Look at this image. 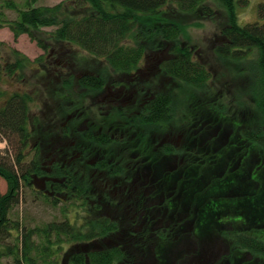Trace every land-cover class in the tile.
<instances>
[{
  "label": "trees",
  "instance_id": "obj_1",
  "mask_svg": "<svg viewBox=\"0 0 264 264\" xmlns=\"http://www.w3.org/2000/svg\"><path fill=\"white\" fill-rule=\"evenodd\" d=\"M38 1L26 0L27 5L18 9L13 0H5L2 7L15 12V19L7 18L4 11H0V28H8L15 41L26 35L49 56L43 61L42 57L31 61L18 50L0 42V48L9 51L7 58L14 59L10 62L5 60L6 66L0 67V83L8 78L12 83L26 84L24 71L28 64L36 63L41 68L37 70V75H33L34 80H40L38 85L44 94L42 100L41 92L35 91L33 96L38 98L35 100L34 93L30 91L5 94L0 90V97H8L5 105L0 106V132L4 137H17L21 146L30 145L33 150L29 163H25L27 155L21 151L15 154L14 160L0 156V178L7 186L6 193L0 195V264L5 258H11L12 264H141L142 256L137 250L144 251L143 246L140 248L134 244L133 239L139 235L144 238L145 233L147 240L153 236L161 241L158 251L154 250L150 256L159 258L161 262L170 259V255L163 254L172 247L169 242H163L168 234L150 228L131 233L123 230V219L128 210L131 212L129 206L139 207L142 200L113 198L103 190L96 194L91 171L83 178L77 173L79 165L76 166V161L64 164L55 160L57 163L52 167L51 176L56 181L47 183L45 190L33 189L37 180L47 175L48 169L41 162L42 157L49 151L58 154L61 150L56 146L57 133L68 143L71 139L81 142L82 149L89 153V160H93L98 153L103 154L100 166L112 182L117 180L114 178L128 177L122 169L123 162L127 161V149L124 147L129 149V143L136 145L134 137L139 141L136 148L141 146L150 160H155L157 156L146 147V141L150 144L156 138L152 132L162 135L160 133L168 131L172 123L182 120L174 96L175 89L179 88L192 97L197 95L187 106L190 133L185 135V141L182 139L186 144L182 147V158L176 157L182 148L179 150L169 143L163 145L162 153L158 154L178 164L188 163L189 157L196 156L198 164L206 157L208 162L210 158L216 161L217 165L206 171L202 165L197 167L206 172L203 175L205 180L208 175H217L221 170V186L214 185L216 189L221 190L227 185L241 187L244 180V185L251 189L252 194L232 206H249L250 209L240 211L242 213L236 217L226 207L221 212L228 214L216 221L218 224L231 220L240 226L241 222L245 225L248 218L264 215V207L259 206L260 202L264 205V1L258 5L257 21L239 25L235 0H214L227 16L220 36L223 44L215 49L218 58L227 65L248 61L257 66L251 67L250 87L255 97V111L258 110L262 118L261 126L256 127L251 118L253 113L252 116L247 115L250 112L242 110V104L226 100L225 87L220 90L214 87L213 73L197 57V50L180 41L185 30L182 24L167 19L166 9L169 6H174L181 14L193 17L200 14L203 18L212 19L217 10L207 4L209 0H68L54 6H36ZM195 24L200 26L198 22ZM141 65L155 69L152 83L146 86L138 83L143 72ZM76 70L85 73L78 78L73 74ZM114 76L129 78L128 82L137 90L133 98L137 102L133 106L117 105L114 108L110 114L113 127L109 126L107 130L93 128L89 122L81 120L80 116L86 114L82 111L84 100L74 89L78 84L82 95L91 96L102 92L105 87L129 89L131 84L124 86V81L110 82ZM170 80L177 85L171 87L164 84ZM234 105L239 110L232 113ZM202 106L209 117L198 114ZM37 108L40 111L31 115ZM57 115L61 124L58 129L52 126ZM83 122L89 123V126L84 127ZM81 126L89 129L83 135L79 133ZM225 134L229 135L228 138ZM120 143L124 146L122 149ZM100 148L105 152H100ZM185 156L188 158L185 159ZM222 162H225L224 166H221ZM159 165L160 162L153 164L155 175L148 174L150 180L156 179L158 185ZM131 174L134 176L133 171ZM190 175L199 196L192 199V195L196 194L194 189L187 190L183 205L192 207L206 203L204 214L194 229V233L199 235V229L211 226L214 220L207 211L219 214L221 212L215 211L214 205H218L219 209V203L225 206L223 199L215 201L208 198L207 193L198 192L205 181L196 182L194 169ZM162 177H166L165 174ZM22 187H30L49 205L65 206L63 220L29 228L22 234L20 221L11 218L13 209L20 204ZM238 187L231 189V193L239 191ZM173 203L176 207L174 198L164 201L162 207L172 208ZM149 209L147 204L145 211L149 212ZM69 211L75 215L72 222L66 218ZM136 222L131 221L133 224ZM258 226H240L239 230L227 232L222 230L227 240L231 241V258H245L242 256L244 253L264 258V225ZM21 234L22 240L19 239ZM67 243L69 245L65 247Z\"/></svg>",
  "mask_w": 264,
  "mask_h": 264
},
{
  "label": "rangeland",
  "instance_id": "obj_2",
  "mask_svg": "<svg viewBox=\"0 0 264 264\" xmlns=\"http://www.w3.org/2000/svg\"><path fill=\"white\" fill-rule=\"evenodd\" d=\"M5 0H0V11H4L5 16L9 19H15L16 14L15 12L8 10L6 8L2 7V4ZM15 2V5L18 9H22L27 5L26 0H13ZM68 0H39L36 2V6H54L60 2H65ZM236 5V11L238 15V23L239 25H245L247 23H253L258 20V5L263 2L264 0H235ZM209 5L213 6L217 10V15L212 18H203L200 14L193 17L191 15L181 14L176 11L175 7L169 6L167 7L166 11H168V18L170 21L178 22L179 24H182V27L185 29L184 34L181 36V42L186 43L188 46L196 49L197 57L210 68L211 72L213 73V85L216 89L220 90L225 89V92L227 94L226 100L231 102H236L239 104H242L243 107H241L242 110H246L247 112H250L247 115L253 116L251 117L255 123L256 126H261L262 118L260 115V112L258 110L255 111L254 108V101L255 97L253 96V90H250L252 86V71L251 67H257L255 65H252L248 61L240 62L239 64H229L227 65V62H224L220 60L216 54L215 49L223 44V39L221 36V31L224 27V25L227 23V16L226 13L218 8L217 4L214 0H209ZM195 18V19H194ZM198 22L200 26H197L195 23ZM0 42L5 43L7 47L14 48L18 50L21 54H23L26 58L30 59L31 61L38 59L42 57V61L44 59H47L49 56L47 54H44V52L37 47L36 43L32 42L26 35H22L18 38L17 41L14 40L13 34L8 30V28H0ZM63 50V49H62ZM53 54V53H52ZM61 53H58V55ZM9 55V51L7 48H0V67L6 66V62L13 61V58L8 59L7 56ZM250 58V57H249ZM60 59V58H59ZM60 62V61H59ZM143 66V72H141V77L139 80V85H147L148 83H152L153 81V72L155 69L145 68ZM40 65L34 63L33 65L28 64L27 68L24 71V76L27 78L26 84H19V83H12L9 81L8 78H4V81L0 83V90L4 92L5 94L12 93L14 91H30L33 92L35 95V91H39L42 94V100L44 99V94L42 93V88L38 85V82L40 80L35 81L34 80V74H38V69ZM41 68V67H40ZM255 70V68H253ZM85 72L83 70H76L73 74L76 77H81ZM160 76V75H159ZM118 81V82H125L124 86H128L129 83L128 77H113L112 81ZM108 82V83H110ZM128 82V83H127ZM107 83V84H108ZM74 84H77V82H74ZM166 85H171V87H175L177 83H174L170 80V82H165ZM75 86V85H74ZM77 88V89H76ZM74 89V92L81 96V100H84L83 102V108L82 111L86 114L81 115V120H86V122H89L93 128H103L101 130H107L110 127H113L114 122H112V117L110 114L114 112V108L117 107L119 102H116L112 98H107L106 96L110 94V91H108L109 87H105V90L102 92L97 93L96 95H82V91L79 90L78 84L77 87ZM133 84L130 85L128 91H131L133 89ZM108 89V90H107ZM113 90V89H112ZM117 92V91H115ZM119 93V91H118ZM174 96L176 98V104L175 106L178 107L179 111V117L182 120H178V123H172V125L167 128L163 133H160L162 135H159V132H152V135H156V138L151 142L150 144L148 141H146V147L151 148L154 152L153 154L156 155V159L151 161L150 157H148V153L146 154V151L140 146H138L139 141L137 137H134L133 142L136 145H132L129 143V149L125 146H123L125 149H127V152L125 154H128V152L131 154V156H127V160L132 159V165L136 166V168L141 167V163H144L147 167L145 171L143 172L145 175L149 173H153L155 175V169L156 167L153 166L154 163L160 162L159 165V174L157 177L159 178L160 185L157 184V181H154L151 184L145 185L143 190L149 193L147 196H142V202L139 205V207H134L131 209V212H127L126 218L123 219V230L127 232H132L133 230L141 231L142 228H144L141 220V215L145 211V207L147 204L155 203L156 205H161V199L166 200L168 197L171 199L174 198L176 200L177 206L173 209L169 210V208L166 206L165 208H161L159 210L157 219L154 220V222L160 221V225H168V231L166 234L167 237L163 241L169 242V246H172L168 249H166L163 254L170 255V259H167L165 262H159V258H154L150 256V254L154 251H158V247L161 246V241L156 240L153 236L152 238L147 240V234H144V238H142L140 235L135 236L133 239L134 244H137V246L141 245L143 246L144 251H138V255L141 257V264H186L189 258H192L195 255H202V257L211 256L215 257L216 260L212 264H264V258L257 256H253L251 253H244L245 258H231L232 249L231 245L229 243L230 240H227V237H225L222 233V230L225 232L227 231H234L239 230L240 226L242 227H249L250 226H263L264 225V215H259L254 218H248L246 222V226L240 224L238 226V222H234L231 220H228V222L224 223V220L221 222V224H218L216 221L222 219L226 213L228 212H221L226 207H229L228 210L232 211L234 216L237 217V214L242 213L240 211H248L250 207L248 208L245 206L243 208L232 206L234 203L240 204L242 201V198H246L250 196L251 189L248 190L246 186L244 185V180H242V186L238 187L237 185H227L223 189H216L214 185L221 186L220 182V174L221 170L218 171L217 175L215 173L214 176L208 175L207 179L204 178V174H206V169L212 168L213 166L217 165L216 161H212L210 158L208 162V159L206 157V160L203 162H200V164L197 163V156L189 157L188 163L184 164H178L176 162H173L169 159H164L162 155H159L163 151V145H167V143L174 146V148H182L185 143H183V140L185 141V135L190 133V120L186 119V113H187V106L191 103V101H194V98L197 97L195 95L192 97V95L188 92L183 93L182 90L175 89ZM37 100L38 98L33 96ZM7 96L0 97V106L3 107L5 105V99H7ZM133 101V100H131ZM130 104L133 106L134 104L130 102ZM201 107V109H198V114L203 115L206 117H209L208 111ZM203 108V109H202ZM234 108L236 110H234ZM232 113L238 112L239 109H237L234 105L232 107ZM253 109V110H252ZM249 110V111H248ZM40 110L34 109L31 112V115L33 113H38ZM181 112V113H180ZM255 115V116H254ZM56 122L52 123V126L56 129L58 127H61L59 116L57 115ZM80 119V118H79ZM65 122V121H64ZM84 123V122H83ZM89 123H84V127L89 126ZM260 123V124H259ZM84 127H80L79 131L83 129ZM229 130V129H227ZM195 132V131H194ZM231 133V131L229 130ZM116 135V133H113ZM58 135V141L55 143L57 148H60V152L58 154H54L52 151H49L44 157H42L41 162L46 167L49 166L50 161H63L65 162L69 161H76V166L78 168L80 167V163L78 162V153L77 151L72 150L73 146H81V142H78L76 139L73 141L72 139L68 143L67 139H63ZM159 135V136H157ZM228 138V134H225ZM78 138V137H77ZM79 139V138H78ZM132 141V138H131ZM143 142V143H144ZM77 143V144H76ZM126 143V140H125ZM142 143V142H141ZM120 149H122V144ZM142 145V144H141ZM51 146V145H50ZM133 147H135L133 149ZM53 151L55 149H52ZM23 152L27 156H25V163H29L31 160V157L33 155V150L31 149V146H21V143L19 142L17 137L11 136V137H4L3 133L0 132V156L2 158L7 159L8 157L11 158V160L15 159V154L18 152ZM133 153V154H132ZM159 153V154H158ZM183 153V148L180 151V153H177V158H182L181 154ZM53 154V155H52ZM57 156V158H56ZM185 159L186 156L184 157ZM62 159V160H61ZM68 159V160H67ZM43 160V161H42ZM168 160V161H167ZM196 160V161H194ZM171 161V162H169ZM225 162L221 163V166H224ZM201 165L204 167L205 171H201ZM205 165L207 166L205 168ZM85 172L89 169L83 167ZM155 168V169H153ZM193 169L195 173L197 174V181L204 180V185L201 186V189L198 192H203L208 194V198L212 200H217L219 198L224 200V206L219 203L220 209L218 208V205H214V210H218L221 213H213L212 211H207L210 216H213V220L211 223V226H205L203 228L199 229V235L194 233V229L199 222L200 217L202 214H204L205 205L206 203L199 204L198 206L192 205V207H188L183 205V197L186 194V191L194 189L193 180L191 179V175L193 173ZM141 170V169H138ZM134 169H131V172ZM142 171V170H141ZM190 171V173H189ZM146 172V173H145ZM141 173V172H140ZM143 174V175H144ZM162 174H165L166 177H162ZM169 174L170 176L168 177ZM139 176V175H138ZM106 178V177H105ZM110 188L107 189V191L112 189L114 187L113 183H110ZM189 184V185H188ZM214 187V188H213ZM240 188V190L231 193V189ZM222 188V187H221ZM33 190H37L34 188ZM30 187H22L21 188V197H20V204L15 207L11 213L12 219H17L22 224L21 231L22 234L24 231L28 230L29 228H35L38 226H42L49 222H60L63 220L64 214L63 209L65 206L59 205V206H52L45 202V200L36 192H34ZM7 191V186L5 181L0 178V195L5 194ZM197 190H193L196 194L192 195L196 199L197 196H199V193L196 192ZM249 195V196H248ZM120 198V196H118ZM117 197V199H118ZM143 204H145V207H142ZM192 203H189V205ZM260 207H264L262 205V202L259 203ZM234 210H232V209ZM226 210V209H225ZM69 214L66 215L67 219H70L72 222L74 220V213L71 214V211L68 212ZM232 214V213H231ZM231 214L229 215L231 217ZM74 215V216H73ZM219 218V219H216ZM230 219V218H229ZM132 220H136V224L131 223ZM254 220V221H252ZM243 221V219H242ZM252 223V224H251ZM142 225V226H141ZM141 226V228H140ZM152 226V225H151ZM258 226V227H259ZM22 234L19 237L20 240H22ZM34 240H39L38 237H33ZM147 241L148 244H144V242ZM183 243H189L193 244V249L191 248L189 251L187 247L183 245ZM210 244V245H208ZM68 246L69 244H65ZM149 245V246H148ZM174 246H178L176 249H174ZM148 247V248H147ZM148 249V250H147ZM183 256V257H182ZM207 260V259H206ZM203 261L200 260V263L197 264H203ZM2 264H12L11 258H5L3 259Z\"/></svg>",
  "mask_w": 264,
  "mask_h": 264
},
{
  "label": "flooded vegetation",
  "instance_id": "obj_3",
  "mask_svg": "<svg viewBox=\"0 0 264 264\" xmlns=\"http://www.w3.org/2000/svg\"><path fill=\"white\" fill-rule=\"evenodd\" d=\"M109 89V90H108ZM107 90L110 91V94L107 95V98H112L114 99L116 102H119L118 105H121L123 107H128L131 106L130 102L136 104L137 99H133L137 93V90H134L135 88L131 89V91H128V89H126L125 87H109ZM113 89V90H112ZM117 91V92H115ZM119 91V93H118ZM133 100V101H131ZM86 131H88L89 129H81L79 131V133H81L83 135V133ZM100 131V130H99ZM110 133V132H109ZM80 139H82V137H79ZM114 138V137H113ZM72 150L75 152L77 151L78 153V162L80 163V167L79 170L77 171L78 174H81L82 177L84 178L86 174H90L89 171H91V177H92V183L96 184V189H95V193L99 194L101 193L103 190L104 192L109 193V196H112L113 198H117L118 196H120V198L118 197V199L124 198L125 200H142V196H147L149 195L148 192H146L145 190H143L144 186L147 184H151L154 181H156V179H152L148 177V174L145 175L143 172L145 171V169L147 168L145 166L144 163H141V167L140 168H134V166L132 165V159L127 160L125 162H123V166L122 169L125 171L124 173H127L128 177H122V178H114L117 179L116 181L112 182L111 180L105 178L106 177V172L105 169L103 167H101V162L104 159V156L102 154V156L98 153V155L93 159V160H89V153H87L84 149H82V146H77L76 148H74V146L72 145ZM100 152H105V150L103 148L98 149ZM127 152V150H126ZM131 156V154L128 152V154H125V156ZM57 162L55 161H50L49 166L47 167V175H44V179H40L37 180L36 185V189L38 190H45L47 188V183H53L56 181V179H54L51 175L53 173L52 167L56 164ZM87 168L89 169L87 171V173L84 171L85 169L83 168ZM131 169H134V176H132L131 174ZM141 169V170H138ZM141 172V173H140ZM146 173V172H145ZM144 174V175H143ZM139 175V176H138ZM110 183H113L114 187L110 190L107 191L108 188H110L109 186H111ZM143 186V187H142ZM67 196H63V198L65 199ZM170 197H168L166 200L161 199V205L155 206V203H151L149 204L150 209L149 212L148 211H144V213L140 216L141 220H142V224L144 226L145 229H151L153 231H159V233H167L168 231V225H160V221L158 222H154L155 219H157V215H158V211L161 210V208L163 209L162 205L164 203V201H170ZM137 207V206H134ZM130 209L132 208V205L129 206ZM174 208V203L172 204V208H169V210ZM152 225V226H151ZM142 226V225H141ZM140 226V228H141ZM183 245L185 247H187V249L189 251H191L190 249L194 247L193 244H189V243H183ZM210 245V244H209ZM183 257V256H182ZM207 259V260H206ZM200 260H205L203 261V264H212L216 258L211 257V256H206V257H202V255H195L192 258H189L186 264H197L198 262L200 263ZM159 262H161V260L159 259ZM142 263V262H141ZM144 264V263H143Z\"/></svg>",
  "mask_w": 264,
  "mask_h": 264
}]
</instances>
